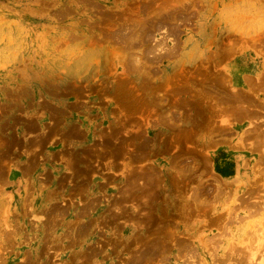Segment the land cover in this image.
<instances>
[{
  "label": "rangeland",
  "instance_id": "374dc122",
  "mask_svg": "<svg viewBox=\"0 0 264 264\" xmlns=\"http://www.w3.org/2000/svg\"><path fill=\"white\" fill-rule=\"evenodd\" d=\"M249 248L264 0H0V264H259Z\"/></svg>",
  "mask_w": 264,
  "mask_h": 264
},
{
  "label": "trees",
  "instance_id": "16d2710c",
  "mask_svg": "<svg viewBox=\"0 0 264 264\" xmlns=\"http://www.w3.org/2000/svg\"><path fill=\"white\" fill-rule=\"evenodd\" d=\"M220 162V164L218 162L215 163V171L224 176L231 174L232 161L222 158Z\"/></svg>",
  "mask_w": 264,
  "mask_h": 264
},
{
  "label": "bare ground",
  "instance_id": "6f19581e",
  "mask_svg": "<svg viewBox=\"0 0 264 264\" xmlns=\"http://www.w3.org/2000/svg\"><path fill=\"white\" fill-rule=\"evenodd\" d=\"M71 73H72V72H71ZM193 197H194V196H193ZM194 200H195V199H194ZM201 200H202V199H201ZM259 237H262V236L260 235ZM259 237H258V238H259ZM242 240H243V239H242ZM258 245H259V244H258ZM186 247H187V246H186ZM249 249L251 250L250 257H249L250 260H251V261H253V260H254V261L258 260L259 262L256 261L257 263H259V264H264V255H263L262 253H260V254L257 255V252H256V254H255V250H254L253 248H252V249L249 248ZM249 249H248V250H249ZM186 250H187V249H186ZM250 250H249V251H250ZM253 250H254V251H253ZM190 251H191V250H190ZM239 251H240V250H239ZM249 251H248V254H249ZM259 252H260V251H259ZM256 255H257V256H256ZM240 256H241V255H240ZM223 258H224V257H223ZM250 260H249V261H250ZM163 262H164V261H163Z\"/></svg>",
  "mask_w": 264,
  "mask_h": 264
}]
</instances>
